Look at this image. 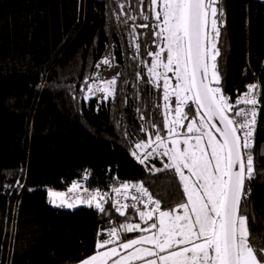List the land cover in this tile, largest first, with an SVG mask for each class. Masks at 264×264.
<instances>
[{
  "label": "trees",
  "instance_id": "16d2710c",
  "mask_svg": "<svg viewBox=\"0 0 264 264\" xmlns=\"http://www.w3.org/2000/svg\"><path fill=\"white\" fill-rule=\"evenodd\" d=\"M220 3L221 87L234 102L257 83L264 105V0ZM142 11L149 20L141 19ZM151 22L149 0H0V264H77L97 251L111 228L143 225L131 208L120 216L111 198L107 214L88 205H52L48 191L67 190L84 169L100 191L140 183L163 210L186 200L174 172L148 170L162 168L161 160L141 164L132 155L144 131L162 121L158 88L126 55L127 30L135 26L147 41L151 30L140 25ZM110 54L121 74L115 96L86 99L84 81L91 84L96 65ZM255 139L264 151V113ZM249 183V239L264 245V174Z\"/></svg>",
  "mask_w": 264,
  "mask_h": 264
},
{
  "label": "snow or ice",
  "instance_id": "6c2138e0",
  "mask_svg": "<svg viewBox=\"0 0 264 264\" xmlns=\"http://www.w3.org/2000/svg\"><path fill=\"white\" fill-rule=\"evenodd\" d=\"M138 2L144 5L145 0ZM149 3L155 23L140 27L154 29L149 35L155 38L158 50L147 53L152 60L146 66L149 83L160 88L163 81L162 125L166 135L157 131L154 139L150 135L147 141L136 142L132 155L141 164L157 156L166 157L162 168L152 166L148 170L153 174L174 172L186 200L163 210L161 201L154 199L143 184L115 187L118 198L130 197L132 203L117 199L112 207L125 217L128 209H133L143 226L124 223L111 228L108 238L97 242V251L79 264H264V245L249 239L250 218L244 212L251 195V184L246 185V181L264 174V151L257 147L255 139L258 116L264 113L261 85L250 83L234 102L221 87L217 58L221 54L218 44L224 12L218 0ZM141 19L147 21L149 16L142 11ZM133 39L138 53L141 44L135 36ZM100 64L113 66L110 58ZM116 84L115 77L105 80L103 86L89 84L86 79L83 90L87 94L103 93V98L108 99L114 96ZM152 127L158 125L152 123ZM87 179L85 173L83 180ZM16 184L23 187L20 181ZM81 187L79 182H73L67 188L72 196L49 190V202L69 208L85 203L107 214L104 203L108 194L95 191L84 197L77 191ZM130 187L136 194L129 192ZM138 204L143 205V210ZM134 232L140 233L138 238L123 236Z\"/></svg>",
  "mask_w": 264,
  "mask_h": 264
},
{
  "label": "rangeland",
  "instance_id": "374dc122",
  "mask_svg": "<svg viewBox=\"0 0 264 264\" xmlns=\"http://www.w3.org/2000/svg\"><path fill=\"white\" fill-rule=\"evenodd\" d=\"M149 11H150V3H149ZM151 13V11H150ZM151 19H152V15H151ZM155 23V21L152 19V22L149 24V25H153ZM133 29H135V32L133 33ZM146 29V28H144ZM149 30L151 31H154V29H152L151 27L148 28ZM148 30V31H149ZM150 31V32H151ZM144 33H139V30L136 29L135 26L131 27L130 29L127 30V36H128V40H127V52L128 54L127 55V60L130 62V64L132 63H136L137 62V67H141V68H144L147 76H148V71H147V66L146 65H150V62L152 60V57L149 56L147 53L149 51H155V50H158V48L156 47V44L153 43V40L155 39L154 37H151L149 35L147 41L148 43H145L147 42L145 37L143 36ZM133 36H135L136 38V41L140 42L141 44V47H140V50L139 52L137 53L136 52V49H135V41L133 39ZM145 40V42L143 43V41ZM106 58H110L112 59V63H113V66L112 67H108L107 65H103L101 64L100 65V68H99V71L96 73V76L94 78V80L91 82V84H96V85H99V86H103V82L105 80H108V79H111L113 77H115L117 79V82H118V78L120 77V75H117L118 73L116 71H114V68H115V63L113 62V56L112 54L108 55ZM159 71H162V69H159ZM169 76H171L172 74L169 73L168 74ZM162 83L163 81L161 80L160 81V84H161V88H158V92H159V104H158V108L160 110V117H161V120L163 121V115H162V108H163V90H162ZM173 83H174V80H173ZM117 85V84H116ZM116 85H115V92H114V96L116 94ZM157 88V87H156ZM88 97L89 96H93V95H98L100 96L103 100H107V99H104L103 98V93H94V94H87ZM114 96H110L109 98H113ZM108 98V99H109ZM174 97L172 98L173 100V103H174ZM190 119H191V115H190ZM162 121H161V124L160 126L158 125V128H153L150 129L149 131L145 130L144 133H145V139L143 141H147L149 136L151 135L154 139V135L157 131H160L162 135H166V132L163 130V125H162ZM185 125L188 123V121H184ZM186 129H182V131H185ZM135 146L132 148V151L134 150ZM153 158H150L149 160L147 161H150L152 160ZM154 159H159L161 160L162 162H166L167 158L166 157H155ZM51 198L49 197V200ZM57 203H59V201L57 200ZM52 204V203H51ZM53 205V204H52ZM55 206V205H54ZM80 206H83V203H79L77 204L75 207H72V208H78ZM57 207V206H56ZM63 206H61L60 208H62ZM66 208H69V207H66ZM143 223V222H142ZM151 223V221L149 222ZM143 226V225H142ZM139 235H136L134 236L133 238H138ZM123 251V250H121ZM79 264V263H77Z\"/></svg>",
  "mask_w": 264,
  "mask_h": 264
},
{
  "label": "built area",
  "instance_id": "2783aa9c",
  "mask_svg": "<svg viewBox=\"0 0 264 264\" xmlns=\"http://www.w3.org/2000/svg\"><path fill=\"white\" fill-rule=\"evenodd\" d=\"M243 93H244V92H243ZM241 94H242V93H241ZM240 107H245V106H244V105H240ZM258 117H259V116H258ZM85 173H87V175H88V179H87V180H83V176L85 175ZM77 182H79V183L82 185V187L79 188V189L77 190L78 193H79L81 196L87 197V195H88L89 192L99 191V192H101L102 194L105 193V192L108 194V198H107V200L111 198V199H113V201L115 202L117 199H120V202H121V203H129V201H132V200L130 199V197H129V199H127V200L123 199L122 196L118 198V197L116 196V193L113 191L114 188H111V189H109L108 191H100V190H98L97 188L92 187V185H91V183H92V172H91L90 169H84V170L81 172V174H80L79 179H78ZM128 184H129L130 186H131V185H140V183H128ZM119 187H120V186H119ZM85 188L88 189L87 192L84 191ZM59 192H65L68 196H72V195H73L72 193H68L67 190L59 191ZM129 192H130L131 194H136V193H135V188H132V187H130ZM105 203H106V202H105ZM105 203H104V204H105ZM83 204H85V203H83ZM141 205H142V204H141ZM142 206H143V205H142Z\"/></svg>",
  "mask_w": 264,
  "mask_h": 264
},
{
  "label": "crops",
  "instance_id": "0c3cea01",
  "mask_svg": "<svg viewBox=\"0 0 264 264\" xmlns=\"http://www.w3.org/2000/svg\"><path fill=\"white\" fill-rule=\"evenodd\" d=\"M83 205H87V204H83Z\"/></svg>",
  "mask_w": 264,
  "mask_h": 264
}]
</instances>
